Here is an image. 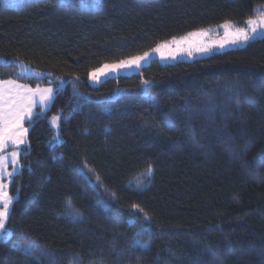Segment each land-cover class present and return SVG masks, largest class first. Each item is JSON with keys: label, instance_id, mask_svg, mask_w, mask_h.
I'll return each instance as SVG.
<instances>
[{"label": "trees", "instance_id": "trees-1", "mask_svg": "<svg viewBox=\"0 0 264 264\" xmlns=\"http://www.w3.org/2000/svg\"><path fill=\"white\" fill-rule=\"evenodd\" d=\"M8 1L0 0V57L45 75L7 63L0 78L58 95L25 122L0 264H264V40L190 62L152 59L96 87L88 80L90 70L173 37L242 24L264 0ZM142 78L152 82L155 109ZM61 112L62 143L53 147L49 119ZM84 162L107 191L82 185ZM149 164L147 190H129ZM69 198L78 222L64 214ZM132 203L151 218L150 236L143 221L128 226ZM26 243L44 253L40 260L17 250Z\"/></svg>", "mask_w": 264, "mask_h": 264}, {"label": "snow or ice", "instance_id": "snow-or-ice-1", "mask_svg": "<svg viewBox=\"0 0 264 264\" xmlns=\"http://www.w3.org/2000/svg\"><path fill=\"white\" fill-rule=\"evenodd\" d=\"M63 2L70 3L71 0H63ZM82 6L86 7L83 4V0ZM93 6H96L95 3ZM218 27L223 29V37L219 40L195 44L190 41V37L207 36L210 30L201 29L197 32H189L180 38L173 37L171 41L157 43L155 47L144 51L142 54L119 59L113 63H104L100 67L90 70L88 72V79L93 83H101V77H108L113 73L118 74L124 70L139 71L143 67L144 62L149 61L153 54L158 55L162 61L167 59L175 60L181 54H186L191 58L194 53L211 54L214 47L220 49H223L226 45L244 47L257 40H264V11L257 9L254 15L248 16L242 24L225 20ZM6 64L7 61L0 59V66ZM24 71H27V69H24ZM75 79L79 80V76H76ZM119 91L117 88L114 94H118ZM141 92L148 107L153 109L158 107V99L152 95V82L150 80L141 79ZM57 95V89L53 87L32 89L28 85L17 83L14 79L4 80L0 78V243L11 237V232L7 227L6 221L10 218L14 198L9 194V188L20 167L19 158L25 155L20 148L25 143L29 131L25 127V122H30L33 119L35 115L33 109L37 106V103L42 113L50 110V106L55 102ZM75 95L78 96L79 93H75ZM37 97L39 98L38 101ZM63 122L66 121H64L62 112L58 116H53L50 120L51 127L56 129V135L52 137L53 147L62 143L60 129ZM10 146L12 150L6 151ZM259 160L264 162V155L259 157ZM9 167H11V171H9ZM76 174L82 185L87 188L93 190L98 187L105 188L101 176L87 162H84L76 170ZM153 174V166L149 164L146 171L135 179V187L132 186L131 182L126 187L131 191H146L148 185L145 183V180L150 182ZM5 177L9 180L7 184L3 182ZM93 179L95 180L94 183ZM105 191H107L106 188ZM111 195L113 199L118 198L115 192H112ZM96 203L97 205H104V201L99 194H97ZM129 207L128 226L135 227L137 222L143 221L140 227L144 233L150 236L151 218L139 204L132 203ZM64 214L69 216L73 222H78L83 218L82 213L72 206L70 198L65 201ZM139 247L147 249L149 245L143 243ZM17 250L25 258L35 260H40L44 255L41 250L31 243L18 245Z\"/></svg>", "mask_w": 264, "mask_h": 264}, {"label": "rangeland", "instance_id": "rangeland-1", "mask_svg": "<svg viewBox=\"0 0 264 264\" xmlns=\"http://www.w3.org/2000/svg\"><path fill=\"white\" fill-rule=\"evenodd\" d=\"M20 1L21 0H9L8 3L11 4V5H16ZM257 9H259L261 11H264V4H261V5L256 6L255 11ZM206 29H209L210 30L209 31V34L207 36H203V37H200V36L190 37L189 38L190 41L193 42V43H195V44H198L200 42L208 43V42H211V41H214V40H219V39H221L223 37V29H220L218 27V25L217 26H213V27H209V28H206ZM197 31H199V30L192 31V32H197ZM171 40L172 39L167 40V41H171ZM235 48H239V47H234V46H231V45H226L223 49L214 47L212 49L211 54H196V53H194V55L191 58H189L186 54H181V55H178L175 60L167 59V60H163V61L160 59V57L158 55L153 54L152 58L149 61L144 62L143 67L146 66V65H148L149 62L152 59H157L162 64H174V63L182 62V61H184V62H190V61H193L195 59H201V58L209 57V56H211V55H213L215 53H220V52H223V51H226V50H230V49H235ZM0 59H3L5 61H7V63H15L18 66V71H19L20 74H23V75H35V76H44L45 75V72H43V71H41V70H39V69L31 66L30 64H28L26 62L20 61V60H18L16 58L0 57ZM24 69H27V71H24ZM140 70L139 71H136V70H124V71H121L118 74L113 73V74H110L108 77H101V81H104L107 78L115 77V76L137 74V73L140 72ZM53 77H54V80L56 82H58V83H60L62 85H64L68 81V78H66V77H62V76H53ZM61 81H63V83H61ZM89 84L92 87H96L100 83H93L92 81H89ZM47 87H52V86H47ZM47 87H43V88H40V89H44V88H47ZM36 99L38 101L39 98L37 97ZM37 107H39V104L38 103H37ZM34 108L36 109V107H34ZM33 112L35 113V110L34 109H33ZM51 118L49 119V122H50ZM54 130L56 132V129H54ZM24 144H26V141H25ZM11 170H12L11 167H9V171H11ZM146 181L147 180H145V183H146ZM3 182L7 184L9 182L8 178L5 177L4 180H3ZM133 184L135 185V182H133Z\"/></svg>", "mask_w": 264, "mask_h": 264}, {"label": "crops", "instance_id": "crops-1", "mask_svg": "<svg viewBox=\"0 0 264 264\" xmlns=\"http://www.w3.org/2000/svg\"><path fill=\"white\" fill-rule=\"evenodd\" d=\"M33 89V88H32ZM34 89H36V88H34ZM37 107V106H36ZM34 110H35V108H34Z\"/></svg>", "mask_w": 264, "mask_h": 264}]
</instances>
